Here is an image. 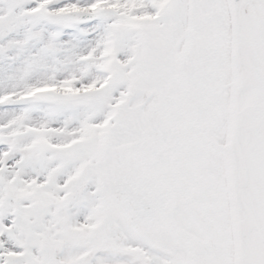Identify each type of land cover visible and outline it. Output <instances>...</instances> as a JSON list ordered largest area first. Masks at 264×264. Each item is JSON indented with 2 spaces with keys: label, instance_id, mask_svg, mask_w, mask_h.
<instances>
[{
  "label": "snow or ice",
  "instance_id": "snow-or-ice-1",
  "mask_svg": "<svg viewBox=\"0 0 264 264\" xmlns=\"http://www.w3.org/2000/svg\"><path fill=\"white\" fill-rule=\"evenodd\" d=\"M0 264H264V0H0Z\"/></svg>",
  "mask_w": 264,
  "mask_h": 264
}]
</instances>
